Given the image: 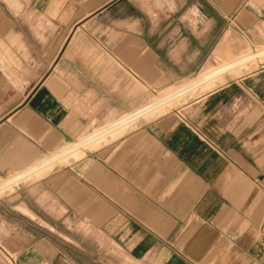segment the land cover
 <instances>
[{
	"label": "crops",
	"instance_id": "obj_1",
	"mask_svg": "<svg viewBox=\"0 0 264 264\" xmlns=\"http://www.w3.org/2000/svg\"><path fill=\"white\" fill-rule=\"evenodd\" d=\"M256 45L264 0H0V178L50 154L0 186L16 263L264 264L261 52L199 88Z\"/></svg>",
	"mask_w": 264,
	"mask_h": 264
},
{
	"label": "rangeland",
	"instance_id": "obj_2",
	"mask_svg": "<svg viewBox=\"0 0 264 264\" xmlns=\"http://www.w3.org/2000/svg\"><path fill=\"white\" fill-rule=\"evenodd\" d=\"M254 48L259 49V51L261 52V55L259 57V61L264 60V46L256 45L254 47H248V49L245 50V52L243 54H241L240 56H232L226 60H220L219 62L215 63V65L211 66V68L209 70H207V72L205 74H203L201 77H199V79L202 77L204 78L202 81H200L201 83H203V85L201 84L199 86V88H201L202 90H206V89L211 88L212 86H215V83L217 84V82H216L217 79L220 78V75L224 71L235 69V68L229 69L230 67H228V65H230L234 62H237V65L235 67L245 66V65H247V63L249 66L251 65L252 67L257 66L255 64V62H257L258 60H257V58H254V57L252 59L249 58L251 60L247 63H242V64L238 63V61L244 60L247 57L252 56L251 54H252V52H254ZM230 61H233V62L230 63ZM247 70L248 69L243 68V69H240L239 71L233 70L232 72H236L238 74H241L243 72H247ZM224 73H226V72H224ZM224 73H223V75H224ZM195 81H197V79ZM200 82H199V84H200ZM192 83L189 86L193 85ZM191 88H193V90L198 89L197 85L195 87H191ZM178 92L179 91H160V92H158L157 96L155 97V100H153L151 103L147 104L144 108L142 107L143 109L141 108L139 112L124 117L123 119L119 120V122L116 124H120L121 122L127 121V119L134 117V118L130 119L129 121H127L123 124L125 126L124 129L126 130L130 125L134 124L139 119L150 120V119H153L157 115L163 114L164 112L168 111L169 109H172V108L177 106L179 99L182 95V94H180V95L175 96V94H177ZM163 100H167V101L161 103L160 101H163ZM146 110H148V111H146ZM136 114H137V116H136ZM102 130H104V129L98 128V129H95L93 131L87 132L85 135H83L81 138H79V140H77L76 143H74L73 145H71L70 147H68L67 149H65L62 152H65V151L70 150L73 147L77 146L78 145L77 143L80 142V140L86 139V138L91 137V136L95 137L96 135L100 134L102 132ZM93 143L94 142L88 143L84 147L91 146V145H93ZM84 147H83V149H84ZM49 156H50V154H47L42 159H39L35 163L26 166L22 171H20V173H17V175H14V176L8 177V178H0V186L4 185L6 183H9L11 181L13 182L15 178L19 179L21 177L20 175H22L25 171L31 170L32 168L37 167L38 165L42 164V162L44 160L50 158ZM69 157H63L59 160L70 161V160H68ZM70 159H72V158L70 157ZM54 163L55 162L51 163L49 166H46L45 168H42L41 170L35 171V173H38V174L45 173L46 170L49 169L50 167H52V165ZM18 176H20V177H18ZM12 182H11V184H12ZM10 185L5 187L4 189L0 188V194H3L5 191H7V189H9ZM8 252H10L12 255H10V253H8ZM14 258L15 257H14L13 252L9 251V249H7V248L5 249V246L2 243V240L0 239V264H17L16 261L14 260Z\"/></svg>",
	"mask_w": 264,
	"mask_h": 264
}]
</instances>
